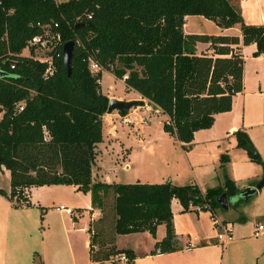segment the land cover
Returning a JSON list of instances; mask_svg holds the SVG:
<instances>
[{"label": "trees", "instance_id": "obj_1", "mask_svg": "<svg viewBox=\"0 0 264 264\" xmlns=\"http://www.w3.org/2000/svg\"><path fill=\"white\" fill-rule=\"evenodd\" d=\"M90 18L85 19L84 15ZM198 15L220 28L238 25L241 45L253 43L252 56L264 53V24H246L231 0H0V166L8 171L9 192L0 189L13 207L30 206L24 192L42 185H73L89 193L99 210L89 221L88 255L91 263L109 261L123 253L130 264L131 249L116 248L115 235L148 232L158 225L164 236L149 253L175 251L170 202L182 211L188 205L201 211L219 208L216 198L239 191L223 176L221 186L203 192L194 183H121L92 181L95 145L101 141L102 115L108 98L100 91V71L122 79L165 116L162 130L186 148L193 132L211 126L213 115L230 110L231 97L242 89L241 54L235 36L184 34V17ZM55 21L61 36L53 71L43 76L45 64L20 55L27 39L39 32L30 23ZM78 22L91 26L75 28ZM6 37L5 41L1 37ZM77 36L69 74L62 63V44ZM208 43L211 53H195V42ZM89 56L100 65L91 74ZM10 65H13L11 68ZM21 105V110L17 106ZM126 113V112H125ZM235 146L249 161L264 163L243 129L231 133ZM228 160L219 156L220 166ZM110 213L108 238H100L105 204ZM42 211V207L39 206ZM33 264H43L33 257Z\"/></svg>", "mask_w": 264, "mask_h": 264}, {"label": "crops", "instance_id": "obj_2", "mask_svg": "<svg viewBox=\"0 0 264 264\" xmlns=\"http://www.w3.org/2000/svg\"><path fill=\"white\" fill-rule=\"evenodd\" d=\"M231 3L239 8L246 24H264V0H231ZM191 16L195 15L184 17V34L229 35L238 39L232 48L243 59L242 89L231 97L230 110L214 114L210 127L194 131L186 148H182L174 137L163 130L152 138L147 132L144 136V132L138 129L134 142L139 146L132 149L124 144V124L132 122L131 118H127L131 113L137 117L138 123L144 124L146 118L136 113L149 109L151 103L147 104L136 92L134 95H115L105 94L100 89L107 98L143 100L144 104L133 106L134 109L131 107L125 114L111 111L102 115V136L95 145L92 181L160 183L168 179L176 185L194 183L203 192L206 188L221 186L223 176H226L240 192L246 187H253L263 176L261 166L249 161L245 151L235 146L231 133L238 128L243 129L264 163V53L252 56L255 45H241L237 24L220 28L202 17L210 30H186V21ZM194 48L196 54L211 53L205 42L196 41ZM117 80L123 83V79ZM101 145L109 146L111 150L116 148V155H121L124 164L122 171L125 173L131 169L126 175L132 178L130 181L120 179L122 174L114 173L112 177H107L101 173L96 157ZM221 154L228 157L222 166L219 162ZM5 188L1 190L8 194L9 174ZM66 189L82 203L72 207V215L62 213L60 221L63 223L50 230L42 225L47 212L44 195L61 197ZM25 194L30 203L27 207H13L6 196L0 195V264H33L35 256L43 264H110L109 261L91 263L89 260L86 228L89 221L99 217L100 212L91 207L88 192L77 191L73 185H42L27 188ZM226 200V208L219 206L212 210V214L229 229L230 239L224 243L216 241L210 212L182 211L178 201L172 199L170 210L177 247L175 251L149 253L153 243L164 236L163 225L155 228L154 237L146 231L115 235V247L132 250L134 258L130 264H264V186L246 200L238 193L226 197ZM39 206L45 209L42 215L37 210ZM255 223L263 225V233L257 237L252 236ZM136 237L147 238L148 245L140 249L138 243L128 241Z\"/></svg>", "mask_w": 264, "mask_h": 264}, {"label": "rangeland", "instance_id": "obj_3", "mask_svg": "<svg viewBox=\"0 0 264 264\" xmlns=\"http://www.w3.org/2000/svg\"><path fill=\"white\" fill-rule=\"evenodd\" d=\"M58 1V0H56ZM63 1V0H62ZM201 18V19H198ZM185 29H200L202 31H208L211 29V27L204 23V20L200 16H191L187 21L185 25ZM24 54L27 53V50L22 51ZM99 86L100 89L103 93L105 94H115V95H134L136 90L133 88L126 87L124 82L122 83L120 80L115 79L108 71H100V77H99ZM137 93V92H136ZM135 93V94H136ZM141 97V96H140ZM145 102L148 103L147 99L143 98ZM143 101V100H142ZM144 104V101H143ZM135 107V106H134ZM132 107V109H134ZM131 109V110H132ZM156 107L152 105L149 107V109L145 110H140L137 111V115H143L146 120L144 124L138 123L137 117L131 113L127 118H131L132 122L125 123L124 124V133H123V139H124V144H126L127 147H132L136 148L139 146L134 142V138L136 140V132L141 130L142 133L144 132V136H146V132L152 136V138H155L157 135V132L159 133L162 128H161V122L164 119V115L161 113L159 110H155ZM127 113V112H126ZM123 120H126V118H123ZM127 138V139H125ZM99 152L97 153V162H99L100 170L101 173H103L107 177H112V174L118 173L122 174V179L123 181H130L132 178L131 177H126L127 172L131 171H126L125 173L122 171L121 167L124 165L122 160L120 159L121 155H116V148L114 147L113 150L109 146L103 147L101 145L99 147ZM118 153V152H117ZM118 158V160H117ZM131 166V165H130ZM8 184V174L7 171L2 167L0 168V189H4ZM6 189V188H5ZM61 197H55L54 195H50L45 193V205H46V215L44 216V219L42 220L44 227H48L50 230L55 229V227H59L61 222L60 216L62 215L63 212L61 211H56L54 209L55 206H58L59 204L63 206H67L72 208L75 205H80L82 202L79 200L78 197H76L72 191L69 189H66L63 191V193L60 194ZM108 203L105 204V218L102 220L100 227H102V235H100V238L105 240L108 238L107 234L109 231V223H110V213L108 212V204H109V199H107ZM43 208V206H42ZM73 209V208H72ZM40 212V215L44 214V208L42 211L37 209ZM64 214V213H63ZM129 242L135 241L138 243V246L140 249H143L145 246L148 245V239L144 237H136L134 239L128 240ZM140 251V250H138ZM116 264H122L119 263V261H115Z\"/></svg>", "mask_w": 264, "mask_h": 264}, {"label": "built area", "instance_id": "obj_4", "mask_svg": "<svg viewBox=\"0 0 264 264\" xmlns=\"http://www.w3.org/2000/svg\"><path fill=\"white\" fill-rule=\"evenodd\" d=\"M85 19H89L90 15H84ZM29 25H33L38 28L39 32L37 34L32 35L29 39H27L25 47L21 50L20 55L27 56L28 58L42 62L45 64V69L43 72V76L49 75L52 73L54 65L53 59L58 56L59 54V45L61 43V36L60 33L57 31V23L55 21L49 22H39L36 21L33 24L30 23ZM5 35L1 37V40L5 41ZM73 42V46H80L81 42L80 39L75 36L71 39ZM27 50V53L24 54L22 51ZM87 67L91 74H96L100 71V65L93 60L91 57H86ZM12 68L13 65H10ZM125 76L122 77V79ZM99 83V80H97ZM22 106L18 105L17 110H21ZM1 115V110H0ZM25 192V190H24ZM188 207L195 212L201 211L199 206L188 205ZM54 209L56 211H61L64 214L72 215L74 210L70 207L58 205L55 206ZM209 219L213 227L216 230V241L220 243H224L230 239L229 229L220 221L218 220L212 213L209 215ZM263 233V225L261 223H255L252 236L257 237ZM188 249V248H187ZM114 261L125 262L127 260L126 256L123 253L117 254L113 257Z\"/></svg>", "mask_w": 264, "mask_h": 264}, {"label": "water", "instance_id": "obj_5", "mask_svg": "<svg viewBox=\"0 0 264 264\" xmlns=\"http://www.w3.org/2000/svg\"><path fill=\"white\" fill-rule=\"evenodd\" d=\"M92 24L90 23H83V22H78L75 24V28H79L82 26H91ZM73 50V42L72 40H67L62 44L61 47V57H62V63L63 66L66 70V74H69V63H70V57H71V53ZM4 74L3 71L0 70V76H2ZM147 104H150L149 102ZM143 105V101L142 100H119V99H115V98H108V102H107V107H106V111L107 113L111 112V111H117L120 114H125V112H127L131 107L133 106H140ZM264 186V174L263 176H261V178L255 182L253 187H246L244 189H242L238 195L240 198L246 200L247 198H249L252 194H254L258 189L262 188ZM216 202L218 203V205L222 208H226V196L224 193H222L220 196H218L216 198Z\"/></svg>", "mask_w": 264, "mask_h": 264}]
</instances>
